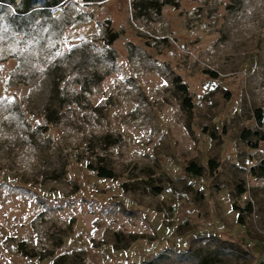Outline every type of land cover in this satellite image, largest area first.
I'll list each match as a JSON object with an SVG mask.
<instances>
[{
  "label": "rangeland",
  "instance_id": "374dc122",
  "mask_svg": "<svg viewBox=\"0 0 264 264\" xmlns=\"http://www.w3.org/2000/svg\"><path fill=\"white\" fill-rule=\"evenodd\" d=\"M244 130L264 0H0V264H264Z\"/></svg>",
  "mask_w": 264,
  "mask_h": 264
},
{
  "label": "trees",
  "instance_id": "16d2710c",
  "mask_svg": "<svg viewBox=\"0 0 264 264\" xmlns=\"http://www.w3.org/2000/svg\"><path fill=\"white\" fill-rule=\"evenodd\" d=\"M202 74L208 75L210 77H215V75L212 72L209 71H202ZM175 83H178V79H174ZM177 88L184 94L186 93V89L183 85L179 84L177 85ZM182 104L185 105L187 108L191 107V103L189 101V99L184 98L182 101ZM255 114V118H256V123H259L260 120V112L258 110L254 111ZM241 137L243 140H247L248 138L252 137L253 138V144L251 145V147L253 149L257 148L258 143L260 142H264V133H259V132H250L248 130H244L241 134ZM208 165L210 166V168L214 167V164L210 161L208 162ZM184 172L186 174H191L193 176H198L201 173V169L199 167H197L193 162H190L186 165V167L184 168ZM95 174L97 177L100 178H105V179H111L113 177V173L105 168L102 167H98L95 169ZM250 175L252 177H263L264 178V161H260L258 163V165L255 166V168L250 169ZM237 192L238 194L242 193V190L240 187L237 188ZM249 208V205H247V210ZM116 264H122V263H116ZM143 264H150V263H143Z\"/></svg>",
  "mask_w": 264,
  "mask_h": 264
}]
</instances>
